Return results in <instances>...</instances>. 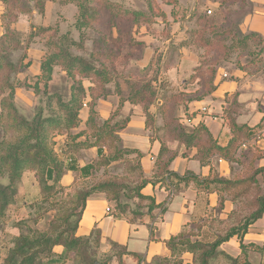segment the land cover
I'll return each mask as SVG.
<instances>
[{
	"label": "trees",
	"instance_id": "1",
	"mask_svg": "<svg viewBox=\"0 0 264 264\" xmlns=\"http://www.w3.org/2000/svg\"><path fill=\"white\" fill-rule=\"evenodd\" d=\"M28 1H34L38 10L43 12L46 3H52L55 0ZM75 1H77L79 10V17L74 23L77 30L82 26L97 23L96 20L104 14L106 6L100 4H97V8L92 6L97 2L96 0ZM232 1L234 0H217L216 3L221 8ZM247 1L249 2V0H245V2ZM0 2L5 8L1 14L3 33L0 36V94L2 90L7 91L0 100V229L3 228L6 221L5 212L17 203L18 185L26 172L33 174L39 189V201L37 199L31 205L35 209V217L29 218L35 222L44 213L50 210L54 211L46 230L26 228L25 232H20L18 236H15L11 240L12 246L7 249L1 264H64L70 253L74 255V264H108L114 259L117 260L118 264H122V257L128 254L124 246L109 243L108 253L110 255L104 260H98L95 248L101 244L99 231L94 229L86 236L77 234L86 200L94 194H104L108 203L112 205L113 215L119 218L128 217L126 206L119 203L120 193L125 198H132L137 201L139 209L133 211V217H141L143 210L150 213L160 206L154 203L153 198L141 193L150 181L142 178L138 163L140 154L135 150L124 148L118 135L120 130L125 127L128 118L115 121L116 113H114L107 120L102 121L96 111V101L112 93L107 86L113 84L116 79L113 66L108 68L104 63L95 66L84 58L68 54L64 45L67 35H64L59 43L58 51L47 55L42 61L40 60L39 75L33 85L20 83L15 76L23 70V60L19 59L13 63L10 61V54L21 47L22 41L19 33L11 29V25L19 13H28L31 10L25 7V3H22L21 0H0ZM164 2L173 7L177 0H165ZM107 12L110 18L116 21V24L123 21L124 23H131L135 31H138L143 25H150L154 17H160L162 20L165 18L164 13L157 8L153 0L148 1L146 11L117 8V10L107 9ZM212 16L203 13L198 17L200 29L195 34V42L199 46L205 50L217 48L222 55H227L231 46L237 49L245 48L248 42H253L255 46L259 47L258 53H263L264 38L261 35L257 33L242 34L236 31L235 28L237 27L218 31L219 27H214L215 24L212 23V20H215V17ZM117 27V37H109L108 41H111L110 39L115 42L120 41L123 35L125 36L121 27L119 25ZM49 29L50 27L42 30L47 31ZM204 32H211L212 39H208ZM226 35H232L229 48L223 39ZM128 36L130 39L132 38V31ZM105 47L103 54L106 55H100V58L95 59L112 64L117 55H111L112 50L108 46ZM208 56L199 61V65L193 69V74L187 80L190 83L201 84L203 95L214 90L213 83L221 62H213ZM56 64L61 65L68 78L72 80L68 98L47 93L48 84L52 79L53 67ZM250 66V63L236 64V67L241 70L249 73L254 72L255 70L250 69ZM84 80L88 82V87L84 85ZM41 81H43L42 91L39 87ZM128 85L130 93L127 99L120 97L119 106L123 101L140 106L146 118V125L154 121L156 114L168 119V123L165 121L159 130L161 132L162 153L156 160L155 177L159 178L162 184L170 182L171 178L182 182L184 185L194 180L200 188L208 192L214 190L219 192V207L227 199L236 207L235 211L228 216L234 221V225L230 227H222V225H218V220L212 218L205 220L202 224L195 225L197 230L205 225L214 236L212 242L192 240L191 237L197 235V232L194 231L177 235L167 242L171 257H156L150 264H177L181 261L179 259L181 252L192 255L191 264H211L220 256L231 263L239 262L243 256L246 258L244 263L249 264L248 249L264 258V244L262 246L243 244V237L248 227L261 218L264 212V167L256 168L254 166L255 161L259 158V153H251L248 158L249 162L245 165V172H242L241 175L237 174L231 179L218 178L216 175L198 179L197 176L189 172L181 176L171 173L168 170V165L176 153L169 154V150L164 148L168 140H173L186 148L195 147L197 149L196 159L201 164L208 163L213 157L221 158L228 163L241 164L236 158L240 148L250 141L258 140L260 133L254 132L246 125L236 124L235 111L230 110L225 120L231 138L225 147H220L203 124H198L194 131L188 134V127L173 116L167 105L168 102L178 100L175 96H169L167 97L168 101H162L161 105H157L158 87L153 86L150 81L139 86L129 82ZM20 87L32 89L36 94L42 93L45 97L44 105H38L35 108L31 119H26L21 115L14 104L15 89ZM159 88H162L161 85ZM203 95L195 99L200 100ZM85 100L87 101L88 118L84 129L74 134L73 130L79 126V112ZM181 100L186 101L188 99L181 98ZM153 105L157 107L155 114L150 111ZM56 135L66 136V155L77 153L83 149L97 148V160L80 169V173L84 177L80 181L91 179L100 167L117 161H124V176L126 177L124 179L110 178L94 183L90 187H82L76 190L74 196L71 197L68 194L64 195L65 188L61 187L59 182L68 169V165L64 160L59 159L54 151V137ZM80 136L84 137L81 142L77 141ZM239 154L245 156L242 151ZM258 176L262 177V184L258 182ZM215 184L218 187L212 186ZM169 188L171 193H176L179 190L171 184ZM244 204L249 205L251 209L243 212V206L248 207ZM233 237L237 238L241 251V254L235 258L220 250V246ZM57 248H61V252H57ZM92 248L93 252H91Z\"/></svg>",
	"mask_w": 264,
	"mask_h": 264
},
{
	"label": "crops",
	"instance_id": "2",
	"mask_svg": "<svg viewBox=\"0 0 264 264\" xmlns=\"http://www.w3.org/2000/svg\"><path fill=\"white\" fill-rule=\"evenodd\" d=\"M251 9L247 16L242 29L255 32L264 38V0H250ZM49 4L46 3L45 10L49 9ZM71 12L72 17L76 15V9L70 5H64L60 8V14ZM3 6L0 2V36L3 33L1 26V14ZM73 21L60 23L59 27H67L68 24H74ZM64 24V25H63ZM42 26H44L42 24ZM66 32V31H65ZM63 33V31H62ZM31 51V49H30ZM32 50L30 55H39L38 52ZM143 58L127 57L131 66L136 64L140 70L145 69L153 55H146ZM170 59V57H169ZM173 59V58H172ZM167 66L163 69L162 75L156 80H151L153 86L158 87L157 105H161L162 101H168L169 96H175L178 99L176 102H168L173 116L188 127V134L194 131L198 124H203L212 138L220 147H225L230 138L231 133L226 123V115L230 110L235 111V122L238 125H246L254 132H259L260 137L256 141H250L246 146L240 148L236 158L241 162L228 163L227 161L213 157L206 164H201L196 159L197 149L195 147L186 148L176 141L168 140L164 148L169 150V154L176 153L175 157L168 165V170L177 175H184L186 172L192 173L198 179H204L216 175L218 178L231 179L240 169L248 164V158L251 153H259V158L255 161L256 168L264 167V74L259 72H247L234 66L233 68L224 69L218 68L214 79V90L206 95H203L202 86L197 82L190 83L188 78L193 74V69L199 65V59L194 55H183L178 59L167 61ZM40 59H34L29 69L33 72V76L39 75ZM135 68V67H134ZM137 69L136 73L124 71L123 75L119 76L118 81L113 84H108L107 88L112 93L106 97H101L96 101V111L100 120H107L112 114L116 113L114 120L119 121L128 118L125 127L118 133L122 145L126 149L137 151L140 156L138 163L141 169L142 178L150 182L142 189L141 193L145 196L153 198L156 205H160L153 209L150 213L143 210L141 217H123L119 218L113 215V208L106 200L104 194L97 193L90 196L86 200V205L82 213V217L78 224L77 234L86 236L96 229L100 233V242L103 246V251H109V243H116L124 246L128 254L122 257V264H150L156 257L170 258L171 252L168 249L167 242L180 234H187L189 231L197 232L196 236L191 237L192 240L212 242L211 233L205 225H202L200 230L195 228V225L202 224L205 220H210L212 217H226L229 210V203L225 201L224 209L218 210L219 192L214 190L211 192L200 188L196 181L192 180L184 185L182 182L171 178L170 182L162 184L159 178L155 177L157 171L156 160L162 153V145L160 143V127L168 123V119L162 118L156 114L154 121L146 125V118L142 108L138 105H132L127 101H123L121 106L120 97L127 99L130 93L129 83L136 82L139 86L145 82L144 72ZM182 85L180 91H175L172 88L176 85ZM161 85L162 88H159ZM124 88V90H123ZM180 88V87H179ZM202 96L200 100L195 98ZM188 99L186 101L181 100ZM181 107L188 108L189 113H194L190 117V124L182 120L183 115H178L172 110ZM209 106L207 114L203 112L197 113L202 107ZM157 107L153 105L150 111L155 114ZM196 113V114H195ZM208 115H212L208 116ZM88 118V108L81 109L79 112V126L73 130V133H78L85 127V122ZM184 121V122H183ZM189 139V136H187ZM84 137L80 136L77 141H83ZM66 136L56 135L54 137V151L58 158L64 160L68 165V169L62 175L59 185L67 188L84 179L80 173V169L92 164L98 158V150L96 147L80 150L74 154L65 153ZM243 152L245 156L240 155ZM133 157L135 156L132 155ZM247 156V158H246ZM30 174L31 189L33 193L30 196L32 201L39 197V189L31 173H25L23 178ZM29 178V177H28ZM257 180L262 184V177L258 176ZM22 182V181H21ZM21 184V183H20ZM18 185V195L22 188ZM170 184L179 188L176 193L170 192ZM218 187L217 184L212 185ZM25 190V189H24ZM18 198V197H17ZM23 204H27L24 201ZM109 209V211H106ZM220 213V214H218ZM6 219L3 228L0 229V240L7 235L12 234V237L18 236L22 230L16 228L13 221L20 219L27 220L28 217H10ZM52 217H43L40 220L33 222L37 230L44 231L47 229L48 222ZM46 220V221H45ZM30 221H26L29 225ZM10 224L12 226H10ZM12 238V239H13ZM244 245L262 246L264 244V212L256 222L251 224L243 237ZM12 246V243H11ZM229 247H232L233 256L240 255L239 242L236 237L225 242L221 248L226 252ZM61 252V248L56 249ZM258 254L251 249H248L247 258L250 261L252 255ZM177 264H191L192 255L187 252H181ZM110 264H118L117 260H113Z\"/></svg>",
	"mask_w": 264,
	"mask_h": 264
},
{
	"label": "rangeland",
	"instance_id": "3",
	"mask_svg": "<svg viewBox=\"0 0 264 264\" xmlns=\"http://www.w3.org/2000/svg\"><path fill=\"white\" fill-rule=\"evenodd\" d=\"M21 1L22 3L24 2L26 5L25 7H28L31 11L28 13H19L14 23L11 25V29L19 33L22 44L18 50L13 51L10 54V61L13 63H16L19 59L23 60L22 63L24 65V68L15 76L16 80L20 83L33 85L38 76H33L31 74L33 72L29 69L31 62L34 59H40L42 61L47 55L56 53L58 51L59 43L62 41V36L64 35H67V39L65 40L64 45L66 46L68 54L84 58L89 63L95 66H98L100 63H104L108 68L113 66L116 76V82L118 81V78H120L119 76L123 75L124 71L136 73L137 69H139L138 67L136 68L135 63L133 66H131V64L128 62L127 57L131 56L140 59L144 56L147 58L148 56L146 55H153V57L151 58L145 69H139L140 72H144V79H146L145 82L156 80L159 75H162L163 69L168 64L167 61L170 63L172 60H176L178 59V57L183 55H194L199 59V61H202L204 57L209 55L208 57L209 59H211V61H216V63L218 61H221L219 63V68H224L226 70L229 68H233L237 63H250V69L255 70V73L261 71L262 74H264V51L261 54L258 53L259 47L255 46L253 42H248L245 48L237 49L234 46H231L229 48V46L231 45L232 35H226L225 37H223V39L226 42V46L230 49L227 55H222V53H220L217 48H210L208 50H205L195 42V34L200 29L198 17L205 13V11L207 10H210L212 12V14L210 15H213L215 17V20H212V23L215 24L214 27H219L218 31H226L227 29L237 27L235 29L239 33H255L248 31V29H242L251 9L250 0L249 2H245V0H234L227 6L221 8L218 7V4L216 3L217 0H177L175 6L173 7L171 6V4H166L164 2L165 0H153L157 8L164 13L165 18L164 20H162L160 17H154L150 25H143L142 27H140V29H138V31H135V28H132L131 23L128 22L124 23L123 21L122 23L116 24V21L110 18L107 9L117 10V8H121L135 11H146L149 0H96L97 2L92 6L95 8L98 7L97 4L106 6L104 14L101 16V18L96 20L97 23L82 26L78 30L74 27V24H68L66 28L63 27L62 29H60L59 27L60 23H64L66 21L70 22L73 21V19H78L79 10L77 8V1L55 0L52 3L50 2V7L47 10V13L45 7L44 11L40 12L35 6L34 1ZM67 4L72 5L76 9L75 17H72L70 11L60 14V8ZM2 6L4 12V5ZM102 9L104 10V8ZM42 24L44 26H42ZM117 25L121 27L126 37L123 35L120 41L117 40L116 42L112 41L113 39H110L111 41H108L109 37H117ZM238 26L241 32L238 30ZM48 27H50L49 30H42L43 28ZM130 31H132L131 39L128 36ZM204 33L207 34L208 39H212L213 36L211 32ZM105 46H108L110 50H112L111 55H117V58L112 64L104 60L103 62H100L95 59L100 58V55H106L103 54L104 48L106 49ZM32 50H35L34 52H38L39 55H30ZM83 83L86 87H88V82L86 80H84ZM71 84L72 80L68 78L62 66L56 64L53 67L52 79L48 84L47 93L58 94L64 96L65 98H68L70 94ZM132 84L137 85L136 82ZM39 87L42 91L43 81L40 82ZM172 89L175 91H180L182 89V85L178 84ZM6 93L7 91L2 90L0 94V100ZM44 100L45 97L42 93L36 94L32 89H28L25 87L15 89L14 104L18 112L26 119L32 118L35 108L38 105H44ZM205 108L207 109L206 112H203L200 109L197 111V113L203 112V114L206 115L209 106H205ZM172 111L178 115L184 114L182 120L186 121L187 124H190V117L194 113L187 112L188 108H184L181 107V105H178L177 108L174 107ZM208 116L212 117V115ZM245 169L246 167L243 166L237 174L241 175L242 172H245ZM124 170V161L112 162L106 166H102L97 170L96 174H94L91 179L86 181H79L71 187L65 188L64 195L68 194L70 195V197L74 196L76 190H79L82 187H90L94 183L110 178L124 179V177H126L124 176ZM30 176L31 175L28 174L26 178L22 180L20 187L22 188L23 186L25 188H22L20 190L17 198V203L9 207L4 216L8 221L11 219L10 217H28L27 220L30 221L29 225L26 223L27 220L25 221L23 219H20L18 221H13V224H16V228L22 230V232H25L26 228L37 230L36 226H34L33 224L34 220L29 218L35 217V209L31 207V205L35 202L30 198H25L26 195L30 196L34 194L33 189H31L30 186ZM119 196V203L126 206V215L133 216V211H138L139 209V207L137 206V201L132 198H125L121 193L119 194ZM24 201H26L27 204H23ZM225 201L230 205L228 206L229 210L227 212H222V214H226V217H212V219L218 220V225H222V227H230L234 225V221L231 219V217L228 216L235 211L236 207L229 199ZM224 204L225 202L221 207L217 206V209L223 210ZM245 206L248 207L243 206V212H247L248 209H251L249 205ZM53 215L54 211L50 210L40 216V219H42L43 217H53ZM49 223L50 221L48 222V225ZM10 226L12 225L10 224ZM5 235L7 236L4 239L0 240V264L6 255L7 249L11 247V240L13 238L12 234L5 233ZM210 235L211 238L213 237L214 239L212 233ZM221 246V251L226 253L228 256L235 258V256H233L232 247H229L228 251L226 252L221 248ZM93 251L94 250L92 248L91 252ZM95 252L96 258L98 260H104L110 255L108 252L103 251V246L101 244H99L95 248ZM73 259L74 255L70 253L64 264H74ZM244 260H246V258H243L242 256L239 262L231 263L223 256H220L217 259L213 260L211 264H245ZM248 262L249 264H264V258H262L260 254H254L252 255L250 261L248 260ZM110 263L111 262H109L108 264Z\"/></svg>",
	"mask_w": 264,
	"mask_h": 264
},
{
	"label": "built area",
	"instance_id": "4",
	"mask_svg": "<svg viewBox=\"0 0 264 264\" xmlns=\"http://www.w3.org/2000/svg\"><path fill=\"white\" fill-rule=\"evenodd\" d=\"M205 13L208 14V15L211 14L210 10L205 11ZM85 108H87V101H86V100L83 101V103H82V109H85ZM201 110H202L203 112H206V111H207V109H206L205 107H203ZM245 146H246V145H245ZM245 146H244V147H245ZM106 211H109V209H107Z\"/></svg>",
	"mask_w": 264,
	"mask_h": 264
}]
</instances>
